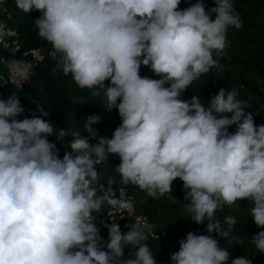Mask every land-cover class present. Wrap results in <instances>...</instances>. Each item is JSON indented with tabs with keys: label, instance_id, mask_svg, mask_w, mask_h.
Returning <instances> with one entry per match:
<instances>
[{
	"label": "clouds",
	"instance_id": "9594fccd",
	"mask_svg": "<svg viewBox=\"0 0 264 264\" xmlns=\"http://www.w3.org/2000/svg\"><path fill=\"white\" fill-rule=\"evenodd\" d=\"M18 10L38 11L39 36L50 43L57 69L71 75L81 89L106 97L121 124L112 138L98 137L92 124L85 131L61 130L57 139L72 140L61 159L48 141L54 128L44 117L18 119L24 112L19 97L0 99V264H156L135 223L122 233L109 226L100 246L96 216L106 203L127 209L108 187L99 189L97 164L110 154L123 184L137 186L149 197L172 192L183 182L190 219L205 224L208 235L189 232L171 254L172 264H227L230 253L212 235L221 228L215 218L223 206L247 200L251 218L264 229V125L256 126L247 102L234 90L221 88L205 107L198 96L182 100L193 81L218 62L227 47L229 27H242L232 0H203L180 10L181 0H15ZM215 14V19H212ZM149 67L160 79L140 75ZM18 78L27 80L31 64L8 61ZM105 81L110 85L105 87ZM165 85H168L167 87ZM87 103L83 97L73 103ZM119 101V103H118ZM231 114V116H229ZM235 125V132L228 129ZM98 191L102 195H98ZM227 238L235 217H225ZM264 253V230L252 239ZM231 243V241H229ZM243 244L242 240L237 241ZM136 248L124 259V249ZM232 264H251L246 257Z\"/></svg>",
	"mask_w": 264,
	"mask_h": 264
},
{
	"label": "rangeland",
	"instance_id": "374dc122",
	"mask_svg": "<svg viewBox=\"0 0 264 264\" xmlns=\"http://www.w3.org/2000/svg\"><path fill=\"white\" fill-rule=\"evenodd\" d=\"M203 1L207 3L210 2L214 3V0H203ZM10 6L12 9V14L15 17L17 24L24 23L28 28V31L35 32L36 37H38V33L36 29L33 28L35 27L34 21L41 15V13L38 11H32L26 14L18 10L15 0L11 2ZM251 6L252 4H247L245 7L238 9L236 12L241 17L242 30H247L245 28L249 27V25L251 24L254 25L255 27L254 32L253 33L251 32L250 36H252L256 40H259L264 38V18H262L260 15H255L251 9ZM262 13L264 14V12ZM212 19L214 20L215 17H213ZM244 26L245 28H243ZM26 34H27L26 30H24L23 35L25 36ZM248 38L249 35L246 36V39ZM247 43L248 45H251L248 41ZM259 46L262 47V45ZM42 48L45 51L46 59L49 64L46 67H44L45 66L44 64L42 67L44 73H43V77L40 78L38 82V87L40 88L41 98L46 102V106L44 107V110L48 113L49 117H52L54 119V123H56L54 125V132H53V135L55 137H57V133L61 130H65V131L68 130L69 134H71L73 130L79 131L80 133L83 131L87 132L85 131L84 121H85V117L88 115H96L102 117V119H106L107 115H112V112L107 113V111L100 113L101 111L99 110V106L103 105L102 104L103 102L100 100V95L98 97H93L94 94L90 95L86 88L81 89L80 87H78L74 83L71 75L65 76L62 70L57 69L56 72H54L53 69L56 68V60H54L49 55L52 47L45 45ZM251 48H255L254 45L253 46L251 45ZM237 51L238 48L236 46L228 52L224 51L219 56H217L215 53L213 54V57L216 60H218L222 55H225L226 57L227 63L222 65V67L224 68L222 69L220 75L229 74L231 70L234 68L232 63L230 62V57L234 55L235 52ZM218 64L220 65L221 63ZM145 74L147 77H149L154 73L152 71H149ZM249 77L252 78L253 80H257V83L261 84L262 87H264L263 86L264 83L259 82V76L255 72L250 73ZM199 79L200 77L195 81H198ZM231 81H233V83H231ZM107 83H110V81H105V85ZM214 84L225 89L226 92L231 90L236 91L238 93L237 97L240 99H245L248 96H252L254 95L253 93L256 91V90H247L246 88H244L243 83H240L243 86V88H240L238 81H234L232 79L230 80V78L228 79L225 77L221 78L219 82L215 79ZM90 91L92 92V90ZM101 96L103 101L106 103V97L103 94ZM80 97H83L85 101H87V103L81 104L78 101L76 103H73L74 98H80ZM263 99H264V90H263ZM66 102L70 103L68 108L63 107V105ZM48 137L51 136L49 135ZM71 140H72V136L68 135L61 141L64 143L65 146L63 147L65 148L66 151H71V149L68 147ZM110 156H113V158L115 156L116 160L113 161H118L120 159L118 155L110 154ZM100 168L101 166H97L98 172ZM101 176L102 175L100 174L99 181L101 180ZM177 187L180 188V186L178 185ZM180 193L184 194V192L180 189V192L179 193L177 192V195L165 194L163 197L157 196L156 198L149 197L145 191H144V195H136L135 193H133L134 195L132 193L131 194L135 196L134 199L136 201V204L140 206L141 212L146 213L151 219L152 218L156 219L157 218L156 214L158 213L159 214L164 213L167 215L165 217L162 214L161 219H165V220L164 221L161 220V222H163L166 225L167 231L170 235H177V236L180 235V240L185 239L189 232H193L196 234L205 233V235H207L208 232L206 230V224L208 223V221H204L205 224H197L194 221H192L190 219V214L186 211L187 202L184 201V195H178ZM138 196L140 198L143 197L146 200V202L144 204L142 203L138 204L139 202L137 199L139 198ZM252 206L253 205L251 204V202L247 200H241V201H237L236 205L234 206L225 205L221 209H218L216 211L215 218L216 220L219 221L221 225V228L217 230L221 239V243L219 244V246L224 248L226 251L230 253L229 258L238 257L241 253L237 251V248H241L245 253L249 252L253 254V257L251 258V264H264V253L258 252L256 246L251 240L255 235L259 233V231L264 230L258 228L255 225L253 219L251 218ZM228 216L235 217V224L232 226L229 237L225 238L222 236L221 233L223 231H228L229 226L225 221V217ZM166 220L169 221L167 222V224H166ZM111 223H117V222L112 221L106 225L96 224V226L100 230L99 235L101 241L99 243L101 247H103L109 239L108 228L111 225ZM234 232H239L240 238L236 239L235 243L233 244V240L231 239V234ZM238 240H242L243 244H238L237 243ZM229 241H231V243H229ZM156 245L157 248L155 253L153 254L156 264H170L171 259L168 257V255L164 254L161 245L159 243H156ZM127 248L128 247L124 249V253H123L124 259L129 258V256L126 255Z\"/></svg>",
	"mask_w": 264,
	"mask_h": 264
},
{
	"label": "trees",
	"instance_id": "16d2710c",
	"mask_svg": "<svg viewBox=\"0 0 264 264\" xmlns=\"http://www.w3.org/2000/svg\"><path fill=\"white\" fill-rule=\"evenodd\" d=\"M183 1L184 0H181V3ZM181 3H180V5H181ZM203 3L205 5L206 11H209L211 8L216 6L215 3H211V2L207 3V2L203 1ZM232 3H233L235 11H237L240 8L245 7L247 4H252L251 9H252L253 13L255 15H260L262 18H264V16H263L264 14L262 13V12H264V0H232ZM180 5L178 6V8L180 7ZM213 17H215V14H212V18ZM18 24H17L18 30H19L20 34H22L21 39L27 46L43 47L45 45H48V46L52 47L50 43L46 42L44 39H41L39 34H38V37H39L38 38V37H36L35 32L28 31V28L26 27V25L24 23L23 24L18 23ZM243 28H245V26ZM254 28L255 27L252 24L249 25V27L245 28L247 30H242V28L237 30L234 27H229V30L227 33V47L224 49V51L228 52V51L232 50V48L237 46L238 51L235 52V54L230 57V62L232 63L234 68L231 70V72L229 74H223V75L221 74L220 75L222 69L224 68V67H222V65L227 63L225 55H222L217 60L218 63H221V64L220 65L217 64V66L212 67L208 73L202 74V76H200V79L197 82L193 81L192 84L189 86V88H187L181 94L180 98L182 100L189 101L192 99L193 96H198L199 99L202 101L203 105L205 107H207L209 100L212 97H214L216 94H218L219 90L221 89L220 86L214 84L215 79L219 82L221 80V78H224V77L228 78V79L230 78V80L232 79L234 81H238L239 83H243L244 88H246L247 90H256L253 93L254 95L248 96L245 99H240L238 97L237 98L247 102L248 108L245 109V111L247 113H251L253 115V120H254L255 125L256 126L264 125V103H263V101H264V99H263L264 87H262L261 84L257 83V80H253L252 78L249 77L250 73L255 72L259 76V82L264 83V38L256 40L252 36H250V33L254 32ZM33 29H36V31L38 33V29L36 27H34ZM251 29H252V31H251ZM24 30H26V33H27L25 36L23 35ZM248 35H249V38L246 39V36H248ZM247 41L252 46L254 45L255 48H251V45H248ZM259 45H262V47H260ZM44 64H45L44 67H46L49 64L47 62V59H46ZM42 67H41V69L35 71L32 74V77H31L29 83L22 90L16 91L14 89H8L6 91V95H5L4 100H7L13 94H15L19 97L21 107L24 109V112L21 115L23 118H26V117L31 118L33 114H35L36 116H39L40 112L37 108V105H39L43 109L46 106V102L40 96V88L38 87V82H39L40 78L43 77V73H44V70ZM149 71H151V70L148 67L143 72V74H145ZM212 74H213V76H212ZM157 77L158 76H156L155 74H152L149 76V78H151V79H157ZM231 83H233V81H231ZM87 90H88V93L90 95L91 94L93 95V93L95 91V89H87ZM90 90H92V92ZM101 95H100V100L103 102ZM93 97H98V96L94 95ZM69 104L70 103L66 102L63 105V107L68 108ZM102 104H106V103L104 102ZM229 116H231V114H229ZM44 118L47 119L54 128V125L56 124V123H54V119L52 117H49V116H46ZM96 128L102 137L108 138V139L111 138V134H113L115 131V129L114 130L111 129L110 131L108 130V133L106 132V134H102L99 123L96 125ZM235 130H236L235 125L231 126L228 129V131L230 133L235 132ZM109 133H111V134H109ZM81 135L88 137L90 144L95 145L97 143L96 139L92 138L88 132L83 131V132H81ZM47 139L49 142L54 143L56 145V149L58 150V155L62 159L63 155L66 152L65 148L63 147V146H65L64 143L61 142L60 140H58L57 137H55V136L47 137ZM109 157L111 158V156L109 155L107 160L109 159ZM112 159L115 160L113 158V156H112ZM111 187H112L113 191L116 193L117 185H116L115 181L111 185ZM205 221H207V220H205ZM118 225L120 227L119 223H118ZM120 230L122 233H127L126 231L122 230L121 228H120ZM201 235H205V233H201ZM212 235L214 236V238H216L218 240V242L220 244L221 239H220V235H219L218 231H216V233L214 232ZM238 238H240L239 232H234L231 234V239L233 240V244L235 243V240ZM168 239H169L170 243H172L173 245H175L177 247L180 246L179 245L180 235L177 236V235L168 234ZM144 243H146L148 245V247L150 248V250L154 254L156 251V248H157L156 243H159V242L146 241ZM161 247L163 249L164 254L167 255V253L164 250L162 245H161ZM135 251L132 254H134ZM177 251H179L178 248L175 249V252H177ZM237 251L240 252L241 254L236 258L246 257L247 259L251 260V258L253 257L252 253H249V252L245 253L243 251V249H241V248H237ZM168 257H169V255H168ZM236 258L230 257L228 259L227 264H232V260H234ZM170 264H172L171 260H170Z\"/></svg>",
	"mask_w": 264,
	"mask_h": 264
},
{
	"label": "built area",
	"instance_id": "2783aa9c",
	"mask_svg": "<svg viewBox=\"0 0 264 264\" xmlns=\"http://www.w3.org/2000/svg\"><path fill=\"white\" fill-rule=\"evenodd\" d=\"M8 2L9 0H0V99H5L8 89H14L16 91L22 90L29 83L32 74L41 69L46 61L45 51L42 47L27 46L22 41L14 17L9 11ZM196 2L197 0H184L179 9H186ZM12 59H22L31 64V72L27 80L18 78L10 71L8 61ZM239 87L243 88L240 83ZM18 119L22 120L24 118L19 116ZM101 119L102 117L96 115H88L85 118L84 126L91 123L97 136L102 137L96 128V125L101 122ZM50 136L52 137L54 135L52 134ZM103 163L104 161L97 164V166H102ZM116 198L128 201L130 206L127 209H120L109 205L102 207L100 213H93L97 217L95 220L97 225H105L108 222L116 221L120 224L122 230L128 232L130 225L136 223L139 230L147 236L146 241L159 242L169 257L175 252L176 248L179 250L180 246L177 247L170 243L168 239L169 233L163 222L154 221L146 214L138 211L134 196L126 187H117ZM135 250L136 248L133 246H128L126 255L130 256Z\"/></svg>",
	"mask_w": 264,
	"mask_h": 264
},
{
	"label": "crops",
	"instance_id": "0c3cea01",
	"mask_svg": "<svg viewBox=\"0 0 264 264\" xmlns=\"http://www.w3.org/2000/svg\"><path fill=\"white\" fill-rule=\"evenodd\" d=\"M13 0H9V2H8V8H9V11H10V13L12 14V9H11V6H10V4H11V2H12ZM13 4V3H12ZM13 15V14H12ZM13 17H14V15H13ZM14 20H15V22H16V19L14 18ZM16 24H17V22H16ZM148 67H145V66H141V68H140V75L142 76V77H147L146 76V74H143V72L147 69ZM157 79H160V77H157ZM197 82V81H196ZM108 84V85H107ZM106 85H105V87H107V86H109L110 85V83H107ZM165 86H168V85H165ZM107 101V100H106ZM99 110L101 111L100 113H103L104 111H107V113H109V112H112V115H107V118L106 119H101V122L99 123V126H100V128H101V132H102V134H106V132L108 133V130L110 131L111 129L112 130H116L119 126H120V124H121V120H120V117H119V114H118V111L116 110V109H112V111H110L109 110V108H108V104H107V102H106V104H103V106L101 105V106H99ZM110 128V129H109ZM109 134H111V133H109ZM112 135L113 134H111V138H112ZM110 138V139H111ZM114 159H115V156H114ZM116 160V159H115ZM120 164V159L118 160V161H113V159H112V156H111V158L109 157V159L108 160H106V161H104V163H103V165L101 166V168L99 169V173L102 175L101 176V180L100 181H98V183L95 185L98 189H99V186L100 185H103L105 188L106 187H108V181H109V179H112V180H114L115 182H116V185H117V187H119V186H124V187H126L128 190H130V193H135L136 195H144V191H142V190H140L137 186H135V185H132L131 183H129V184H123L122 182H121V177H120V175L117 173V171H116V167L118 166ZM178 186H180V188L179 187H177V185ZM180 189L184 192V188H183V182L180 180V179H176L175 181H173V183H172V192L171 193H168V194H166V195H177V192L179 193L180 192ZM98 195H102L103 193L102 192H100V191H98V193H97ZM115 195H116V193H115ZM134 195V194H133ZM178 195H184V194H178ZM116 197V196H115ZM135 197V196H134ZM139 197V196H138ZM137 198V197H136ZM138 199V204H144L145 202H146V200L143 198V197H139V198H137ZM104 206L105 207H107L108 205L105 203L104 204ZM156 206V205H155ZM137 209H138V211L139 212H141V210H140V206H138L137 205ZM141 213H143V214H146V213H144V212H141ZM165 217L167 216L166 214H164V213H162ZM162 214H156V217L158 218H152V220H154V221H164L165 219H161V217H162ZM147 215V214H146ZM148 216V215H147ZM167 222H169V221H167L166 220V224H167Z\"/></svg>",
	"mask_w": 264,
	"mask_h": 264
}]
</instances>
